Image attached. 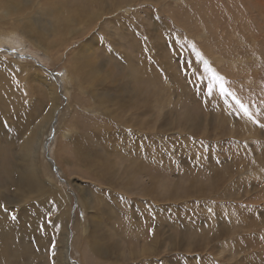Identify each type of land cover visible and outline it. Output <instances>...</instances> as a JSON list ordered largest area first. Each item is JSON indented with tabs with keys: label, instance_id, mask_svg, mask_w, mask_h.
<instances>
[{
	"label": "rangeland",
	"instance_id": "1",
	"mask_svg": "<svg viewBox=\"0 0 264 264\" xmlns=\"http://www.w3.org/2000/svg\"><path fill=\"white\" fill-rule=\"evenodd\" d=\"M2 1L0 264H264V0Z\"/></svg>",
	"mask_w": 264,
	"mask_h": 264
},
{
	"label": "bare ground",
	"instance_id": "2",
	"mask_svg": "<svg viewBox=\"0 0 264 264\" xmlns=\"http://www.w3.org/2000/svg\"><path fill=\"white\" fill-rule=\"evenodd\" d=\"M93 1H95V0H91V1H83V3L85 2V4L84 5H88V4H91ZM64 2V1H63ZM62 2V3H63ZM81 3V2H80ZM79 3V4H80ZM72 4V3H71ZM94 4V3H93ZM8 5H9V3H7V2H4V1H2V0H0V7H8ZM76 5H78V3H76ZM83 5V6H84ZM63 6H64V4H63ZM89 6V5H88ZM60 7V6H59ZM67 7V6H66ZM94 7V6H93ZM59 9V8H58ZM75 10L77 11V10H79V7H77V8H75ZM60 11V10H59ZM66 11H68L67 10V8H66ZM64 12V11H63ZM70 12V11H69ZM68 12V13H69ZM56 13H57V11H56ZM62 13V12H61ZM54 14H55V11H54ZM72 14H73V12H72ZM71 14V15H72ZM55 17V16H54ZM5 18H9V19H11L13 22L12 23H10L11 24V27L13 28V27H16L17 29H19L21 32H22V34H25V35H27L28 36V38H30L31 40H33V41H35V44L38 46V47H41V48H44L43 50H49L47 47H48V45L46 46V45H44V47H43V44L45 43H38V41H36L35 40V35H34V32H36L37 33V35L38 36H40V34L39 33H44V31H41V30H39L38 28H36V27H33L32 25H30L29 23H27L24 19H22L21 17H20V14H19V11H18V9L17 10H15V11H11V10H7V12H6V16H5ZM70 17L68 16V15H65V13H64V15L60 18L61 20H62V23H60V22H58V21H54L53 20V22H54V24H53V29H57V25H58V28L60 29L61 28V30L63 31V28L65 29V32H67V33H69V34H72V33H75V30H72V27L73 26H71V27H69V21H68V19H69ZM76 18V17H75ZM55 19V18H54ZM71 19V18H70ZM57 20V19H56ZM72 21V20H71ZM58 22V23H57ZM2 23H4V20L2 19L1 20V24ZM72 23V22H71ZM0 24V25H1ZM94 24V23H93ZM72 25V24H71ZM93 26V25H92ZM2 27V26H1ZM5 30V29H4ZM2 31V30H1ZM11 31V30H10ZM60 33V32H59ZM7 34V33H6ZM64 34V33H63ZM46 35V34H45ZM61 35V34H60ZM58 36V35H57ZM43 37V36H42ZM71 37V36H70ZM73 37V36H72ZM0 38H2V36H0ZM57 38H60L59 40H57L56 39V43H57V45L56 46H59V44H60V46H63L64 47V45L65 44H70L72 41H69L70 43H67L65 40H63V39H61V37H57ZM37 39V38H36ZM38 40V39H37ZM74 40V39H73ZM40 42L41 41H43V40H39ZM47 41V40H46ZM59 42V43H58ZM55 43V44H56ZM50 45H51V43H50ZM59 46V47H60ZM66 47V46H65ZM50 48H51V46H50ZM52 49V48H51ZM60 49V48H59ZM62 49V48H61ZM64 49V48H63ZM51 51V50H50ZM56 51V50H55ZM57 51H58V47H57ZM77 51V50H76ZM81 51V50H80ZM49 52V51H48ZM70 52H71V50H70ZM48 54V53H47ZM73 55V54H72ZM75 55H77V52L75 53ZM74 57V56H73ZM0 58H2V57H0ZM57 59L60 61V59H61V52L60 51H58L57 52ZM57 60V61H58ZM76 60V59H75ZM12 62V64L13 65H21V66H23V64L24 63H21L20 61H15V60H11ZM10 62V61H9ZM76 62V61H75ZM85 62V61H84ZM73 65L71 66V64H70V62H69V64L66 66V67H68V69L70 70V69H72L73 67H74V61H72L71 62ZM77 63V62H76ZM90 63V62H89ZM86 64V63H85ZM84 63H81V64H78L77 63V65H76V68L79 70V71H81L82 69H84V74H85V76H87L88 75V73L89 72H87V70L85 69V67H84V65H85ZM25 65V64H24ZM32 65V64H31ZM36 69V68H35ZM43 71V70H42ZM80 74V73H79ZM73 79V78H72ZM88 79H90V78H88ZM9 80V82H10V84H12L13 83V78H9L8 79ZM50 82V81H49ZM51 83H52V81H51ZM50 83V84H51ZM89 83H91V82H89ZM54 84V83H53ZM54 86V85H53ZM111 86V85H110ZM50 87H52L51 85H50ZM16 90H14V92H15ZM49 92H50V94H51V97L53 98V101H55V100H57L56 98V93H55V90H54V88L52 87V88H49ZM141 94V93H140ZM147 97V96H146ZM126 98V97H125ZM74 99V98H73ZM101 99V98H100ZM146 100V99H145ZM134 101V100H133ZM137 102H138V100H136ZM135 101V102H136ZM141 101H143V100H141ZM140 101V102H141ZM11 102H13V101H11ZM15 103H17V100H16V98H15ZM58 103V102H57ZM125 103V102H124ZM128 104V103H127ZM140 104V103H139ZM142 104H144V103H142ZM140 106H141V104H140ZM139 106V107H140ZM52 108V107H51ZM56 109V108H55ZM13 111V110H12ZM51 114L53 113V112H50ZM121 113V112H120ZM124 113V112H123ZM49 114V113H48ZM4 116H5V118L7 117V113H5L4 114ZM50 116H52V115H50ZM122 117V116H121ZM47 121V120H46ZM92 121H94V120H92ZM38 122V121H37ZM42 123V122H41ZM45 123V122H44ZM94 123V122H93ZM92 123V124H93ZM91 124V123H90ZM89 125V126H92L93 127V125ZM46 125H47V123H46ZM45 128V127H44ZM39 129V128H38ZM43 131V130H42ZM70 131V130H69ZM120 131V130H119ZM39 133V132H38ZM40 134H41V132L39 133V136H37V137H39L40 138ZM147 135V134H146ZM82 139V138H81ZM30 141V140H29ZM37 141V140H36ZM32 142V141H31ZM34 143V142H33ZM42 143H43V141H42ZM41 143V141H39L38 140V142H37V145H36V147L35 148H29L28 147V145L26 146V150H27V152H29V153H32V154H34V155H28L27 157H28V161H29V164L31 165V167L33 168V171H34V173L35 174H38L37 172L39 171V168H38V159H40V157L42 156L41 155V153H43V152H40V149H41V145L40 144H42ZM43 145V144H42ZM82 146H84V144H83V142L80 140V142L79 143H76L75 145H74V148H71V149H73V151H74V153H79V152H82L81 150H82ZM68 150H69V148H68ZM73 153V154H74ZM90 158V157H89ZM90 160V162H91V164H92V161H91V159H89ZM41 161H42V159H41ZM95 161V160H94ZM46 163V162H45ZM42 164V163H41ZM95 164V163H94ZM40 167V166H39ZM47 167H49L48 165H47ZM96 167V166H95ZM93 168H94V166H93ZM42 169V168H41ZM40 169V170H41ZM48 169H50V168H48ZM74 169V168H73ZM45 171V170H44ZM41 172V171H40ZM48 173V172H47ZM97 174H100V175H102V176H104L105 178H107L106 176H105V174H104V169H103V171H102V173L101 172H98ZM95 176V175H94ZM49 178H51V180H53V175H52V173H51V171L49 170V174H48V177H47V181L49 182ZM38 180H39V178H38ZM56 186H58V185H56ZM65 195H67V196H70V193L69 192H63ZM69 198V197H68ZM71 198V197H70ZM69 198V199H70ZM61 204H64V203H61ZM67 211V210H66ZM69 212V211H68ZM7 221V220H6ZM0 224H2V223H0ZM2 227V226H1ZM0 227V228H1ZM8 228V227H7ZM6 229V228H5ZM10 230V229H9ZM63 236H65V235H63ZM67 239V238H66ZM68 240L69 239H67V241H66V243L65 244H67V242H68ZM89 250V249H88ZM61 252V251H60ZM63 253V252H62ZM61 253V254H62ZM64 254H65V251H64ZM63 255V254H62ZM66 255V254H65ZM65 257V256H64ZM60 262H61V260H60ZM69 263V262H68Z\"/></svg>",
	"mask_w": 264,
	"mask_h": 264
},
{
	"label": "snow or ice",
	"instance_id": "3",
	"mask_svg": "<svg viewBox=\"0 0 264 264\" xmlns=\"http://www.w3.org/2000/svg\"><path fill=\"white\" fill-rule=\"evenodd\" d=\"M206 71H209L212 77V80L215 82L216 87L218 89V94L221 96H225V95H231V93L229 92V90L226 87V84L223 83V78L219 77L216 73L211 72L210 69H206ZM212 92V86H209L208 89V93L209 95H211ZM234 101H235V105L238 107V109L246 116H249L251 118V113L248 109V106L244 103H242L238 98L233 97Z\"/></svg>",
	"mask_w": 264,
	"mask_h": 264
}]
</instances>
